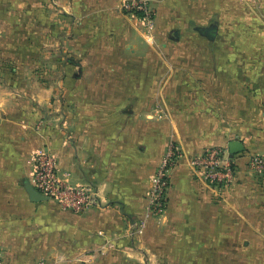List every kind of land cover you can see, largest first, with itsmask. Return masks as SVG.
<instances>
[{
  "label": "crops",
  "instance_id": "0c3cea01",
  "mask_svg": "<svg viewBox=\"0 0 264 264\" xmlns=\"http://www.w3.org/2000/svg\"><path fill=\"white\" fill-rule=\"evenodd\" d=\"M147 1L151 40L122 0H0L3 264H128V226L172 143L166 209L142 238L155 229L168 264H264V175L248 167L264 156V0ZM231 141L236 178L216 191L190 159ZM41 149L102 207L32 201Z\"/></svg>",
  "mask_w": 264,
  "mask_h": 264
},
{
  "label": "built area",
  "instance_id": "2783aa9c",
  "mask_svg": "<svg viewBox=\"0 0 264 264\" xmlns=\"http://www.w3.org/2000/svg\"><path fill=\"white\" fill-rule=\"evenodd\" d=\"M121 10L125 14L139 16L145 27L146 39L151 40L154 15L148 1L122 0ZM181 155L180 148L172 143L162 156L158 167L151 176L146 217H159L164 213L167 205L169 174ZM190 165L196 177L216 191L230 186L237 174L236 164L233 158L229 157L228 149L225 147L204 149L201 153L191 157ZM248 167L254 174L264 175V156L249 155ZM30 184L40 194L57 203L63 210L74 214L102 207L97 190L90 184H71L60 173L54 156L45 149L38 150L34 154ZM0 264H3L1 251Z\"/></svg>",
  "mask_w": 264,
  "mask_h": 264
},
{
  "label": "rangeland",
  "instance_id": "374dc122",
  "mask_svg": "<svg viewBox=\"0 0 264 264\" xmlns=\"http://www.w3.org/2000/svg\"><path fill=\"white\" fill-rule=\"evenodd\" d=\"M249 67H251V65ZM249 82L252 83V80L250 79ZM147 209L146 207L145 215L142 219L128 226V255L126 259L128 264H168L164 262L162 256L158 254L156 246L154 245L156 236L155 229L152 231V236H154L153 239L149 238L144 240V238H142L148 222L153 218H157L156 216L146 217Z\"/></svg>",
  "mask_w": 264,
  "mask_h": 264
},
{
  "label": "water",
  "instance_id": "95a60500",
  "mask_svg": "<svg viewBox=\"0 0 264 264\" xmlns=\"http://www.w3.org/2000/svg\"><path fill=\"white\" fill-rule=\"evenodd\" d=\"M214 28V26H210L208 28L209 30H212ZM211 32H214V30H212ZM244 150L242 144L240 142L237 141H231L228 144V152H229V157L232 158L234 157V155L242 152ZM28 193L29 196L31 198L32 201H43V200H48L47 197L43 196L42 194H40L36 189H34L32 186L28 185Z\"/></svg>",
  "mask_w": 264,
  "mask_h": 264
}]
</instances>
